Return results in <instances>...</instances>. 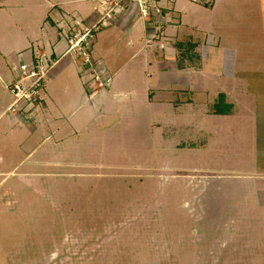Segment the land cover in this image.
Listing matches in <instances>:
<instances>
[{
  "label": "rangeland",
  "instance_id": "1",
  "mask_svg": "<svg viewBox=\"0 0 264 264\" xmlns=\"http://www.w3.org/2000/svg\"><path fill=\"white\" fill-rule=\"evenodd\" d=\"M182 1L183 25L190 26L193 21L199 29L200 56L204 46L209 49L201 57L207 64L205 72L214 73L218 67V53L211 46L216 36L238 46L241 60L243 54L263 57L264 0ZM89 6L95 14L104 9L100 0L90 1ZM136 19V26L142 30V18ZM116 25L112 23L93 33L87 50L94 60L92 65L86 64L82 55H73L89 79H94V72L104 71L97 61L100 57L111 66L114 76L123 68L121 76L128 81L130 93L142 97L148 79L155 81L159 75L158 58H163L169 46L176 47L177 37L172 40L163 27L160 42L165 47H161L158 39L148 43L147 34H143L139 41L143 53L133 54L130 47L122 53L127 54L126 58L118 59V41L126 33L118 31ZM111 34H116L118 41L109 48ZM60 38L65 39V28ZM145 50L156 57L149 59L150 68L143 76L141 70L147 66L142 58ZM37 54L40 53H33ZM197 58L191 53L182 55L178 66L195 64ZM19 65L14 69L17 78ZM195 69L188 70L192 81L186 88L189 90L168 92L180 100L176 105L181 111L185 107V120L164 123L162 113L165 116L174 108L163 102L149 104L140 98V104L134 106V121L126 120L128 131H119L117 123L113 124V138H101V150L92 147L93 138L80 137L71 143L74 148L64 157L80 160V164L66 163L65 169L57 171L27 167L12 174L3 170L0 264H264V189L256 184L260 178L252 175L243 179L218 172L250 169L244 160L247 155L241 148V137H228L225 131L213 136L209 149L197 153L191 148L193 138L186 137L191 130H180L183 122L198 123V112L202 111L199 105L212 98V93L201 91L194 96L189 91L205 80L207 86L217 85L216 76L204 78L197 73L195 77ZM155 95L159 96L158 91ZM185 99L187 103L182 102ZM168 118L176 120L172 114L166 121ZM151 119L156 121L153 126L148 122ZM44 138L39 133L23 138V148L28 152ZM44 142L40 144L43 147L47 146ZM90 158H94L92 163L84 164Z\"/></svg>",
  "mask_w": 264,
  "mask_h": 264
},
{
  "label": "crops",
  "instance_id": "2",
  "mask_svg": "<svg viewBox=\"0 0 264 264\" xmlns=\"http://www.w3.org/2000/svg\"><path fill=\"white\" fill-rule=\"evenodd\" d=\"M90 1L92 0H29L27 2L0 0V146L3 150L0 151V174H4L3 170L6 169L12 174H17L27 167H32L33 170L57 171L64 168L66 163L80 164V160L74 162L72 158L70 160L64 157L74 148L71 143L80 137L93 138L92 147L98 146L101 150V138H113L110 135L113 124L117 123L116 129L119 131L122 129L128 131L130 125L127 121H134V106L140 104V98L149 104L163 102L174 108L165 116L162 113L164 123L175 124L181 118L185 120L182 113H185V107L181 111L180 105H176L180 100L177 101L174 96L170 97L169 95L173 94L168 92L184 91L189 87L192 81L188 70L197 68L195 77L197 73L204 78L205 75L216 76L214 83L217 85L207 86L205 80L189 91L194 96L201 91L205 94L212 93V98L207 102L202 101L199 105V109L202 110L198 112L199 122L193 125L183 122L180 130L182 132L191 130L193 135L188 132L186 137L193 138L191 148L197 153L209 149L213 136H221L225 131L228 137L231 134L241 137V148L247 155L244 160L251 166L250 169L218 172L229 173L227 175L233 173V176H240L243 179L254 175L260 178L256 183L257 186L264 189V55L260 58L243 54L241 60L238 46L222 42L221 37L216 36L215 40H218V43L213 40L211 46L218 53L216 58L218 67L214 73L213 70L211 73L205 72L207 64L203 63L202 58L209 49L204 46V54L200 56L197 23L192 21L190 26L183 25L185 7L182 0H161L163 27L172 40L177 37V42L174 43L176 47L174 45L168 47L163 58H158L159 75L155 81L147 78L145 95L140 97L136 93H130L128 81L121 76L124 72L123 68L118 67L120 70L114 76L110 71L111 66L106 64L104 57L98 58L97 61L104 70L101 72L112 77V84L103 89L96 87L92 89L86 84L89 78L84 73L80 61L73 54L65 53L68 44L65 39L60 38L61 30L70 24L74 25L77 22L83 24L85 21L95 20L97 13L90 10ZM70 5H75L76 8L73 9ZM136 18H138L136 15H124L116 22L118 31L126 33L122 40L118 41L116 34L109 35L108 47L111 48L110 45L116 41L120 46L121 57L118 59L126 58L127 54L122 55L126 48L132 47L133 54L144 51L139 41L142 40L143 34L145 37L149 26L143 20V28L140 30L136 26ZM17 26L19 30L15 31ZM186 34H189L188 39L183 41ZM35 52H45L56 60L60 59L46 85L44 99L35 106L34 110L32 109L33 111L26 109L19 112L8 111L13 99L12 96L9 97L11 93L9 86L17 78L14 69L18 64L34 58ZM190 53L197 55L198 62L179 67L178 58ZM108 54L110 55L111 52ZM155 55L147 50L142 56L145 65L147 64L141 70L143 76L144 71L147 72L150 68L149 59ZM240 60L241 64H239ZM157 91L159 96L155 95ZM150 94H152L151 100ZM220 94L224 95L225 103L229 104L226 113H215V100ZM182 102L187 103V99ZM169 114L176 117V120L168 118L166 121ZM148 122L153 126L156 121L151 119ZM23 132L26 133L21 136ZM38 133L44 134L45 138L27 152L23 148L25 143L23 140L35 137ZM15 134H17L16 138H11L10 142L9 138ZM223 136L227 137L225 134ZM43 142L47 146H41ZM91 160L94 158H90L84 164L92 163Z\"/></svg>",
  "mask_w": 264,
  "mask_h": 264
},
{
  "label": "built area",
  "instance_id": "3",
  "mask_svg": "<svg viewBox=\"0 0 264 264\" xmlns=\"http://www.w3.org/2000/svg\"><path fill=\"white\" fill-rule=\"evenodd\" d=\"M104 8L97 13L91 22H77L65 28V40L68 48L65 53L82 55L86 64L92 65L94 60L87 50L90 48L93 33L102 27L116 23L124 15H136L144 20L148 26L146 41L148 43L163 35V14L161 0H100ZM90 50V49H89ZM58 60L43 52L34 56L29 61L19 65L20 74L9 88L12 93V102L8 111L19 112L23 109L32 110L39 104L45 95V88L50 80ZM101 73V74H100ZM93 77L86 84L89 88L103 89L112 82V77L103 72H94ZM22 106H19V104Z\"/></svg>",
  "mask_w": 264,
  "mask_h": 264
},
{
  "label": "trees",
  "instance_id": "4",
  "mask_svg": "<svg viewBox=\"0 0 264 264\" xmlns=\"http://www.w3.org/2000/svg\"><path fill=\"white\" fill-rule=\"evenodd\" d=\"M229 104L224 101V95H219L217 102L214 104L215 113H226L229 109Z\"/></svg>",
  "mask_w": 264,
  "mask_h": 264
}]
</instances>
